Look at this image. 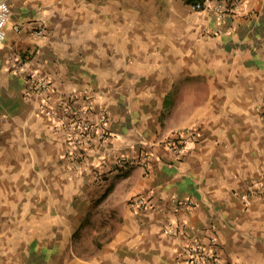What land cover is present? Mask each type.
Returning <instances> with one entry per match:
<instances>
[{"label": "crops", "instance_id": "0c3cea01", "mask_svg": "<svg viewBox=\"0 0 264 264\" xmlns=\"http://www.w3.org/2000/svg\"><path fill=\"white\" fill-rule=\"evenodd\" d=\"M7 2L0 264H177L190 239L231 264H264V0H243L242 11L223 20L186 0ZM21 53L47 78L43 94H26V72L13 69ZM72 94L71 106L90 100V115L108 116L110 135L90 160L103 167L153 150L152 167L100 182L76 169L40 107L44 97L61 104ZM185 128L196 137L178 158L165 142ZM137 196L149 208L132 207ZM98 198L105 223L83 258L72 249ZM173 221L183 233L167 232Z\"/></svg>", "mask_w": 264, "mask_h": 264}, {"label": "built area", "instance_id": "2783aa9c", "mask_svg": "<svg viewBox=\"0 0 264 264\" xmlns=\"http://www.w3.org/2000/svg\"><path fill=\"white\" fill-rule=\"evenodd\" d=\"M193 11H208L215 14L218 20H223L227 15L238 14L242 11L243 0H197L192 3ZM10 17V6L7 0H0V44L6 38L5 25ZM38 35L44 34V28L36 30ZM29 54L21 53L15 56L13 69L17 72H26V94H43L49 89L47 78L37 71L29 69ZM77 101L76 95H70L61 104H56L49 96L42 98L41 110L48 116L54 127L59 130L68 148L66 157L79 170L93 173L95 182L107 179L111 173H123L132 167L139 166L145 170L152 167L156 158L153 150H145L138 156L121 154L115 157L114 161L107 166H100L99 161L90 160L91 152H98L102 144L110 135L107 113L102 110L94 117L89 112L94 108L93 103L88 100L85 108H76L71 104ZM263 113L264 99L258 108ZM196 137L194 128L175 130L165 142L167 149L176 157L184 156L187 146ZM258 193H264V186H260ZM179 208L189 210L193 206L191 200H175ZM132 207L147 209L150 204L143 196L134 197L130 201ZM215 229L212 228V232ZM167 232L171 235L183 233V224L180 221H173L168 224ZM213 241V239H212ZM177 264H231L225 261L215 250L209 249L198 240H187L183 243L176 258Z\"/></svg>", "mask_w": 264, "mask_h": 264}, {"label": "rangeland", "instance_id": "374dc122", "mask_svg": "<svg viewBox=\"0 0 264 264\" xmlns=\"http://www.w3.org/2000/svg\"><path fill=\"white\" fill-rule=\"evenodd\" d=\"M94 204L97 207L94 212L92 211L90 218L86 219L87 223L85 224L84 229H82L77 235V243L74 244V249H72L74 253H79L80 257L83 258H89L93 251H95V245L100 242V229L104 226L105 223V216L103 214V211L100 210V198H98L94 202ZM108 219L109 218H107V220ZM33 234L35 238L40 237L37 232H34ZM80 236H82L83 243L79 245L77 239Z\"/></svg>", "mask_w": 264, "mask_h": 264}, {"label": "trees", "instance_id": "16d2710c", "mask_svg": "<svg viewBox=\"0 0 264 264\" xmlns=\"http://www.w3.org/2000/svg\"><path fill=\"white\" fill-rule=\"evenodd\" d=\"M188 3L192 4L194 2H196L197 0H186ZM129 170L123 172V173H120L119 175H125ZM105 196V194L101 197V199H103V197ZM100 199V200H101ZM101 246V245H100Z\"/></svg>", "mask_w": 264, "mask_h": 264}]
</instances>
